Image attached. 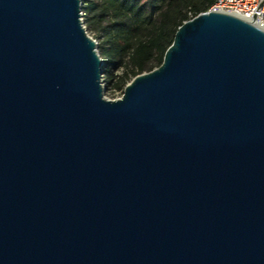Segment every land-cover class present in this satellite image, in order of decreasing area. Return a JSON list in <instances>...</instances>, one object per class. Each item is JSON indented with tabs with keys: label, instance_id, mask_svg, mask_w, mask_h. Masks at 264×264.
<instances>
[{
	"label": "water",
	"instance_id": "95a60500",
	"mask_svg": "<svg viewBox=\"0 0 264 264\" xmlns=\"http://www.w3.org/2000/svg\"><path fill=\"white\" fill-rule=\"evenodd\" d=\"M0 264H264V32L201 13L110 100L81 0H0Z\"/></svg>",
	"mask_w": 264,
	"mask_h": 264
},
{
	"label": "trees",
	"instance_id": "16d2710c",
	"mask_svg": "<svg viewBox=\"0 0 264 264\" xmlns=\"http://www.w3.org/2000/svg\"><path fill=\"white\" fill-rule=\"evenodd\" d=\"M214 0H81L82 23L102 60V83L123 93L162 63L177 28Z\"/></svg>",
	"mask_w": 264,
	"mask_h": 264
},
{
	"label": "built area",
	"instance_id": "2783aa9c",
	"mask_svg": "<svg viewBox=\"0 0 264 264\" xmlns=\"http://www.w3.org/2000/svg\"><path fill=\"white\" fill-rule=\"evenodd\" d=\"M210 11L233 15L264 32V0H214Z\"/></svg>",
	"mask_w": 264,
	"mask_h": 264
},
{
	"label": "rangeland",
	"instance_id": "374dc122",
	"mask_svg": "<svg viewBox=\"0 0 264 264\" xmlns=\"http://www.w3.org/2000/svg\"><path fill=\"white\" fill-rule=\"evenodd\" d=\"M88 35L93 39V34L88 33ZM95 42H97V41L95 40ZM103 87H104V96L107 99L114 100V99L120 98L122 95V92L114 91V89H112L111 87L106 88V85H104V84H103Z\"/></svg>",
	"mask_w": 264,
	"mask_h": 264
}]
</instances>
